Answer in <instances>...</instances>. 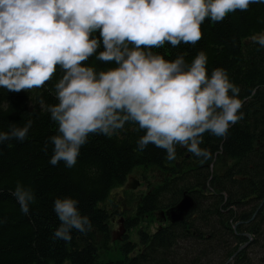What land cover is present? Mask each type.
Returning a JSON list of instances; mask_svg holds the SVG:
<instances>
[{
	"label": "trees",
	"instance_id": "obj_1",
	"mask_svg": "<svg viewBox=\"0 0 264 264\" xmlns=\"http://www.w3.org/2000/svg\"><path fill=\"white\" fill-rule=\"evenodd\" d=\"M262 20L264 4H251L222 22L206 18L202 38L194 45L165 42L153 49L169 60L185 55L189 63L204 50L209 74L223 67L240 88L243 118L226 138L203 134L207 157L179 144L171 161L166 150L152 144L139 151L137 140L144 131L129 122L111 137L90 134L74 167L63 161L53 166L54 145L48 138L58 134L59 125L48 106L59 102V65L42 87L20 92L0 88V131L33 121L25 141L0 145V220L6 221L0 223V264H227L247 241L244 234L254 242L233 264H264V48L251 39L264 32ZM84 63L97 71L115 67L95 55ZM132 175L142 179L146 192L126 189ZM17 182L35 192L30 215L20 211L12 195ZM185 194L194 198L195 209L180 223L151 233L161 213L175 209ZM68 196L79 200L92 230L73 229L71 242L54 240L61 223L54 201ZM122 218L126 235L121 241L115 231ZM237 223L242 225L234 230ZM134 229L140 251L130 242Z\"/></svg>",
	"mask_w": 264,
	"mask_h": 264
},
{
	"label": "clouds",
	"instance_id": "obj_2",
	"mask_svg": "<svg viewBox=\"0 0 264 264\" xmlns=\"http://www.w3.org/2000/svg\"><path fill=\"white\" fill-rule=\"evenodd\" d=\"M251 4L264 0H0V88L20 92L42 87L59 65V102L48 106L59 125L58 134L48 138L54 145L53 166L63 161L74 167L90 134L111 137L129 122L144 131L137 140L139 151L152 144L166 150L171 161L179 144L207 157L203 134L226 138L243 118L240 88L223 67L209 74L204 50L189 63L185 55L169 60L153 49L165 42L194 45L202 38L206 18L222 22ZM251 39L264 48V32ZM94 55L115 67L97 71L84 63ZM32 124L29 119L23 127L13 124L0 131V145L25 141ZM12 195L20 211L30 215L33 189L17 182ZM78 205L71 196L55 199L61 223L54 240L71 242L73 229L92 230Z\"/></svg>",
	"mask_w": 264,
	"mask_h": 264
},
{
	"label": "water",
	"instance_id": "obj_3",
	"mask_svg": "<svg viewBox=\"0 0 264 264\" xmlns=\"http://www.w3.org/2000/svg\"><path fill=\"white\" fill-rule=\"evenodd\" d=\"M137 187H138L137 182H131L130 184H128L129 190H135ZM193 208H194L193 199L189 196L184 197V199L177 206V212L172 214V221L173 222L180 221L182 217L185 214L189 213ZM241 250L242 248L239 251Z\"/></svg>",
	"mask_w": 264,
	"mask_h": 264
},
{
	"label": "rangeland",
	"instance_id": "obj_4",
	"mask_svg": "<svg viewBox=\"0 0 264 264\" xmlns=\"http://www.w3.org/2000/svg\"><path fill=\"white\" fill-rule=\"evenodd\" d=\"M254 220V219H253ZM157 226H155L154 228H156ZM122 229L124 228V225L121 227ZM153 228V232L155 231V229ZM120 229V225H117V231ZM131 241H133V242H136L138 245H139V248L138 249H141V247H142V244H141V242H140V240H139V238L136 236V234L134 233L133 235H132V237H131ZM117 256L116 255H113V259H115ZM253 257V255L251 256V258ZM178 261H183V260H180V259H177Z\"/></svg>",
	"mask_w": 264,
	"mask_h": 264
}]
</instances>
